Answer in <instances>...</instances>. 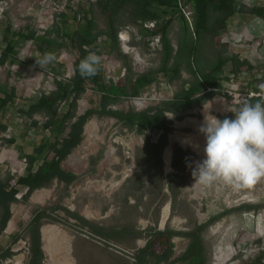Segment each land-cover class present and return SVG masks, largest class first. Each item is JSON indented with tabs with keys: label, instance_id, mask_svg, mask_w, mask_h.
Instances as JSON below:
<instances>
[{
	"label": "rangeland",
	"instance_id": "obj_1",
	"mask_svg": "<svg viewBox=\"0 0 264 264\" xmlns=\"http://www.w3.org/2000/svg\"><path fill=\"white\" fill-rule=\"evenodd\" d=\"M101 1L106 0H0V47L4 43L3 33L7 26L12 25L14 30L31 26L40 34H43V30L53 31L48 37L52 43L46 51L57 55V61L44 69L25 64L19 67L2 66L0 96L16 87L19 106L27 108L41 93L56 90V76L59 79L71 78L74 75L75 56L67 47L69 42L57 32L59 24L61 30L67 26L60 21L59 13H90L95 19L97 31L108 30L111 12L102 9ZM244 1L237 0V8L242 5L251 8ZM157 10L161 18L156 23V30L173 15L172 12L165 14L162 8ZM183 12L192 23L191 6H184ZM69 18L68 25L73 32L79 22ZM116 25L120 48L128 57L121 60L116 53L104 49L101 54L102 67L107 84L125 86L130 91L140 74L159 68L162 60L161 38L157 41L159 36H149L143 26L131 22L128 11L117 17ZM180 33L181 22L176 18L169 29L175 49ZM262 39L264 18L247 13L245 9L230 18L228 27L217 38L206 41L202 54L205 66L213 65L223 54L246 60L253 65V70L248 71L243 66L235 74L232 62H228L223 67V77L227 79L223 81L222 91L201 106L177 115L167 113L171 122L169 132L139 131L108 116L90 119L85 126L83 142L62 163L64 170L79 175L80 179L69 187L55 180L51 187L34 192L29 201L22 199L25 190H21L16 196L19 201L11 205L12 223L3 232L0 227V254L10 247L13 256L6 261L0 258V264H28L29 245L24 229L37 210L55 207L57 210L51 216L57 222L43 221L42 227L57 228L68 238L69 256L73 264H134L136 250L146 245L145 231L168 228L186 232L226 211L230 213L203 233L208 264H244L247 259L264 251V181L252 188L235 189L223 183L211 186L195 184L192 175L196 163L204 159L206 141L199 128L205 116L209 115L210 119L212 116L221 120L225 117L234 119V113L228 111V107L232 105L234 108L238 104L227 90L246 92L263 83L264 45L261 44L257 50L254 48ZM36 46L34 41H30L25 46L17 47V60L23 62L33 58ZM156 78L137 97L123 96L109 108L125 112L144 111L172 98L192 75L183 65L181 76L173 82L168 81L162 73L156 74ZM100 96L89 89L78 103L77 114L82 115L98 107ZM34 119L40 123L38 128L26 117L16 114L12 107L0 114V124L8 126L7 131L0 133V181L9 175L14 178L26 175L28 163L25 166L24 159L27 155L43 140H53L59 134L61 126L55 132L42 128L47 120L44 114H35ZM187 120L198 123L179 126ZM68 131L69 128L64 134ZM172 136L182 137L187 142H176L171 146V169L167 170L163 154ZM11 139L15 142L11 143ZM45 193L48 198L42 197L37 201L39 194ZM244 204L261 208L248 212L238 210ZM65 209L87 216V220L104 228H126L128 234L119 242L107 241L80 228L76 220L69 218ZM1 213L0 207V222ZM18 234L19 242L11 243ZM60 240H54L51 245L52 250L59 249V253ZM173 242L175 256L178 257L187 248L189 239L174 237ZM49 263L50 257L46 253L45 264Z\"/></svg>",
	"mask_w": 264,
	"mask_h": 264
},
{
	"label": "trees",
	"instance_id": "obj_2",
	"mask_svg": "<svg viewBox=\"0 0 264 264\" xmlns=\"http://www.w3.org/2000/svg\"><path fill=\"white\" fill-rule=\"evenodd\" d=\"M102 9L109 10L108 30L97 31L95 19L90 13L74 11L73 15L66 12L59 13V19L67 26L61 30V24L57 22V32L69 42L75 56L74 75L71 78H55L56 90L50 93H41L39 98L30 103L27 108L19 106L16 99V87H12L0 98V113L8 107L15 109L16 114L24 116L31 121V124L38 128L40 123L34 119V115L42 113L47 120L42 128L46 131L55 132L60 126L59 134L53 140L45 139L28 154L27 174L14 178L7 176L4 181H0V207L2 208L0 227L3 232L11 217V205L18 202L17 195L22 189L25 194L22 196L24 201H29L32 194L39 189L48 188L57 180L66 187L71 186L80 179V176L67 172L63 169L62 163L73 153V151L83 142L85 126L94 116H108L117 119L123 125L136 128L139 131H165L171 129V122L167 118V113L177 115L180 112L193 109L203 105L218 92L222 91L223 67L232 62L233 72L239 73L243 66L246 70H253V65L246 60H239L221 54L216 62L211 66H205L202 59L203 48L206 41L217 38L222 30L228 27L230 18L237 12L246 9L247 13L255 14L264 18V8L253 6L247 8L244 5L237 8V0H106L100 2ZM190 5L193 11L192 23L183 12V7ZM157 8H162L165 14L173 13L171 18L159 25L156 29H147L145 24L155 21L159 23L161 18ZM128 11L130 21L143 26L149 36H161L162 60L157 70L140 74L133 83L130 91L125 86L109 85L106 82L105 71L101 65L99 73L94 77H81L78 65L88 52V50L103 53L104 49L116 53L121 60H126L127 55L120 48L118 28L116 25L117 17ZM83 13V14H82ZM71 17L78 21L79 25L73 32L69 28ZM178 18L181 22V33L177 49L174 48L169 36V29L174 20ZM59 21V20H58ZM60 22V23H61ZM53 33L47 30L45 34L38 35L37 31L26 26L20 30H14L12 25L6 27L4 31L5 47L0 53V67L4 65L12 66V57L16 54L17 47L34 41L41 53L45 52L51 45L48 37ZM28 65H36L35 59L26 60ZM183 65L192 75L190 80L184 81L181 89L176 94L165 101H162L144 111L136 112L114 110L109 108L121 97H137L143 90L156 81V74L162 73L164 77L173 82L181 76ZM91 89L99 93L100 102L98 107L87 110L84 114L78 115V103L80 99ZM256 97L249 100L255 101ZM69 131L65 133V130ZM8 126L0 124V133L7 131ZM14 143L15 140H9ZM14 182V183H13ZM261 206L244 204L239 206L240 211H257ZM57 208H40L37 210L24 229L29 245L28 264H45L46 254L43 250L41 228L43 221L55 223L51 213ZM69 218L76 220L78 226L87 230L95 236L107 241L119 242L128 234L126 228H104L83 217L76 211L65 209ZM223 214L210 218L209 221L197 224L189 231H175L171 229L145 231L147 234L146 245L136 250L134 254V264H208L207 249L203 240L204 231L219 220ZM174 237H185L189 239L187 248L180 256H175ZM20 240V234L16 235L11 243L16 244ZM13 256L11 248H7L0 254L1 260H8ZM244 264H264V251L258 255L247 259Z\"/></svg>",
	"mask_w": 264,
	"mask_h": 264
},
{
	"label": "clouds",
	"instance_id": "obj_3",
	"mask_svg": "<svg viewBox=\"0 0 264 264\" xmlns=\"http://www.w3.org/2000/svg\"><path fill=\"white\" fill-rule=\"evenodd\" d=\"M85 50L88 54L80 60L78 70L81 77H94L103 57L87 46ZM32 57L41 69L57 61V55L48 51H36ZM257 88L254 102L243 98L236 107H228L234 119L205 116L199 128L206 141L204 159L192 171L195 184L223 183L246 189L264 181V83Z\"/></svg>",
	"mask_w": 264,
	"mask_h": 264
},
{
	"label": "bare ground",
	"instance_id": "obj_4",
	"mask_svg": "<svg viewBox=\"0 0 264 264\" xmlns=\"http://www.w3.org/2000/svg\"><path fill=\"white\" fill-rule=\"evenodd\" d=\"M187 123H198V122L195 120H187L182 124H179V123L178 124L179 126H183L184 124H187ZM176 142L183 144L185 140L179 136H172L170 138V147L166 149L165 154H164V165L167 170L171 169V162H172V147L171 146ZM112 152L113 151H111V153ZM42 232H43V239L45 242V251L50 257L49 264H73V260L69 256L70 246H69L68 238L65 237L61 231H58V229L54 227L45 226L42 228ZM56 239L58 240L61 239L59 243L61 244V249H60L61 253H59V249L52 250L51 248L53 241Z\"/></svg>",
	"mask_w": 264,
	"mask_h": 264
},
{
	"label": "crops",
	"instance_id": "obj_5",
	"mask_svg": "<svg viewBox=\"0 0 264 264\" xmlns=\"http://www.w3.org/2000/svg\"><path fill=\"white\" fill-rule=\"evenodd\" d=\"M244 1V0H243ZM250 1V2H249ZM243 3V2H242ZM244 4L245 5H248L249 7H253V6H258V7H264V0H245L244 1ZM4 34V33H3ZM27 43H25V44H20L18 47H20V46H25ZM5 43H3L2 44V46L0 47V53H1V51H2V49L5 47ZM18 50V49H17ZM36 51H40L39 49H38V47L36 46ZM35 51V52H36ZM41 52V51H40ZM35 54V53H34ZM16 55L17 54H15L13 57H12V60H14V64L11 66V67H14V66H18L19 67V65L20 64H25L26 66L28 65V64H26V63H24L26 60H33V59H35L34 57L33 58H31V59H25L23 62H20V61H18L17 60V58H16ZM5 66V65H4ZM31 66V65H30ZM33 66V65H32ZM2 67V66H1ZM0 67V68H1ZM1 97H3V96H0V98ZM1 114V113H0ZM168 147H170V143H169V145L166 147V149L168 148ZM166 149L164 150V153H165V151H166ZM33 151H31L29 154H31ZM163 156H164V154H163ZM75 157L76 156H74L73 158L75 159ZM164 158V157H163ZM163 163H164V161H163ZM165 169H166V167H165ZM66 171V170H65ZM68 172V171H67ZM40 190V189H39ZM39 190H36L35 191V193L36 192H38ZM49 191V190H48ZM50 192V191H49ZM35 193H34V195H35ZM51 193V192H50ZM34 195H33V198H34ZM42 197H46V198H48V195L45 193V194H39V196L37 197V201H39L40 199L42 200L43 198ZM83 217H85L86 219H88V217L87 216H83ZM12 218H14L13 217V213H12V217H11V219H10V221H9V223H8V225H7V227L9 226V224L10 223H12ZM14 222L15 223H17V220H14ZM7 227H6V230H7ZM43 228V227H42ZM41 234H42V241H43V250L45 251V242H44V239H43V232L41 231ZM1 239H2V237H1ZM19 242V241H18ZM45 254H46V251H45Z\"/></svg>",
	"mask_w": 264,
	"mask_h": 264
},
{
	"label": "built area",
	"instance_id": "obj_6",
	"mask_svg": "<svg viewBox=\"0 0 264 264\" xmlns=\"http://www.w3.org/2000/svg\"><path fill=\"white\" fill-rule=\"evenodd\" d=\"M156 23L157 22H155V21L148 22V23L145 24V28L154 30L155 26H156ZM46 31L47 30H43V34H45ZM37 34L38 35H43V34H40L38 30H37ZM157 36H159V38H156V40L160 41L161 36L160 35H157ZM261 44L264 45V39H262L259 42H257L256 46L254 45V48L257 50L258 47L261 46ZM249 76H251V74H249ZM263 83H264V81H263ZM248 84H249V82H248ZM258 91H259V89L256 87V89H252V88L251 89H247L246 92H232V91H228L227 90V93L234 98V102L236 104H239L240 101L243 98H248V99H251V98H254V97L257 98ZM26 162H27V159L25 158L24 159L25 166H26Z\"/></svg>",
	"mask_w": 264,
	"mask_h": 264
},
{
	"label": "water",
	"instance_id": "obj_7",
	"mask_svg": "<svg viewBox=\"0 0 264 264\" xmlns=\"http://www.w3.org/2000/svg\"><path fill=\"white\" fill-rule=\"evenodd\" d=\"M79 115H81V114H79ZM41 231H42V228H41Z\"/></svg>",
	"mask_w": 264,
	"mask_h": 264
}]
</instances>
